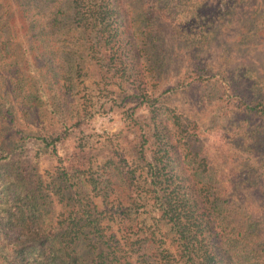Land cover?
<instances>
[{
  "label": "trees",
  "instance_id": "16d2710c",
  "mask_svg": "<svg viewBox=\"0 0 264 264\" xmlns=\"http://www.w3.org/2000/svg\"><path fill=\"white\" fill-rule=\"evenodd\" d=\"M207 5L0 0V264H264V129L251 125L264 94L238 68L200 64L157 92L142 68L160 10L200 48ZM245 26L242 40L257 32ZM194 84L233 105L217 130L254 167L214 168L202 115L171 101ZM237 170L257 211L233 192Z\"/></svg>",
  "mask_w": 264,
  "mask_h": 264
},
{
  "label": "rangeland",
  "instance_id": "374dc122",
  "mask_svg": "<svg viewBox=\"0 0 264 264\" xmlns=\"http://www.w3.org/2000/svg\"><path fill=\"white\" fill-rule=\"evenodd\" d=\"M223 1L206 0L213 32L200 48L194 44L195 35L180 34L179 27L170 20L171 17L164 15L162 10L159 11L158 19L151 22L153 25L151 41L148 45L146 44L147 50L142 57V68L157 92L174 83L182 72L200 64L213 69L238 68V75L249 79V86L264 94V23H262L264 0H225L228 2V11ZM160 4L165 6L163 1ZM132 7L134 8L135 5ZM134 12V15L131 13L133 23L136 22L135 9ZM249 21L254 22L257 32L242 40V29L245 30V23ZM190 33L193 32L190 30ZM171 101L179 112L188 116H197L195 112L202 115L200 123L208 134L207 142L212 145L210 152L215 157L213 162L215 169L224 166L229 172L232 163H236L240 164L239 169L244 172L249 164H253L250 165L252 167L255 166V161L251 158L254 154L250 157L246 152L232 154L225 151L226 145L217 128L224 121L231 120L235 116V111L230 110L233 105L229 101H226L229 107L217 106L215 102L206 101L203 88L195 84L177 89ZM119 123L116 118L111 122L101 120L96 126L114 129ZM251 125L264 129V117L255 118ZM35 147V141L27 139L22 153L23 159L30 161ZM222 153H225V157ZM244 174L237 170L231 178L232 181L242 183L237 185L233 192L242 199V203L257 211L260 204L258 193L254 183L252 186L243 184ZM249 179L257 181L253 173H250Z\"/></svg>",
  "mask_w": 264,
  "mask_h": 264
}]
</instances>
